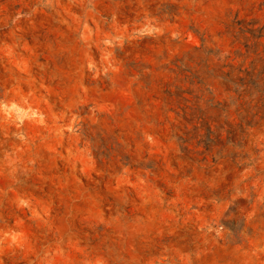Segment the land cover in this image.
Wrapping results in <instances>:
<instances>
[{
	"label": "rangeland",
	"instance_id": "obj_1",
	"mask_svg": "<svg viewBox=\"0 0 264 264\" xmlns=\"http://www.w3.org/2000/svg\"><path fill=\"white\" fill-rule=\"evenodd\" d=\"M0 264H264V0H0Z\"/></svg>",
	"mask_w": 264,
	"mask_h": 264
},
{
	"label": "trees",
	"instance_id": "obj_2",
	"mask_svg": "<svg viewBox=\"0 0 264 264\" xmlns=\"http://www.w3.org/2000/svg\"><path fill=\"white\" fill-rule=\"evenodd\" d=\"M246 75L247 76H249V75H251L252 76V74H249V73H246ZM237 78V80L238 81H236V80H232L235 84H237V85H239V75L236 77ZM240 81L244 84V85H248V84H251L252 86H253V88H254V85L257 87V88H260V84H259V82L258 81H254V82H250V81H247L246 80V77H240Z\"/></svg>",
	"mask_w": 264,
	"mask_h": 264
}]
</instances>
